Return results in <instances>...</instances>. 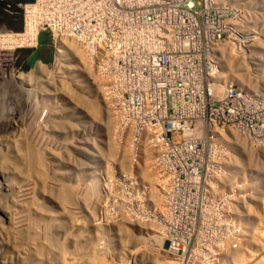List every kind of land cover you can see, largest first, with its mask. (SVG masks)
<instances>
[{
  "label": "rangeland",
  "instance_id": "374dc122",
  "mask_svg": "<svg viewBox=\"0 0 264 264\" xmlns=\"http://www.w3.org/2000/svg\"><path fill=\"white\" fill-rule=\"evenodd\" d=\"M24 1L0 0V28L6 20L22 22L16 4ZM252 3L261 19L264 0ZM250 50L249 88L264 98V46ZM0 52L24 73L48 53L38 49L33 61H24L30 50L4 45ZM239 59L240 71L232 67L226 79L238 80L241 73L244 81L245 61ZM18 81L21 92L0 93V264H36L35 256L26 263L23 239L13 236L35 216L42 220L39 235L57 246L43 250L41 264H264V147L236 137L244 191L193 189L164 171L163 147L149 144L143 158H133V144L113 136L111 118L97 106L94 114L82 107L81 115L100 125L104 140H83L69 104L73 95L44 93L40 77L38 85ZM20 149L38 156L24 179L2 158Z\"/></svg>",
  "mask_w": 264,
  "mask_h": 264
},
{
  "label": "built area",
  "instance_id": "2783aa9c",
  "mask_svg": "<svg viewBox=\"0 0 264 264\" xmlns=\"http://www.w3.org/2000/svg\"><path fill=\"white\" fill-rule=\"evenodd\" d=\"M252 2L30 0L16 4L22 29H1L0 47L47 49L29 71L37 68L44 93L74 96L83 140H104L100 125L81 115L86 100L109 114L113 136L133 144V158L149 144L167 149L159 160L175 183L244 191L233 139L264 147V98L249 88L250 48L264 46V16L256 17ZM223 46L240 52L244 81L221 80ZM14 60L0 52L1 68L24 73Z\"/></svg>",
  "mask_w": 264,
  "mask_h": 264
},
{
  "label": "bare ground",
  "instance_id": "6f19581e",
  "mask_svg": "<svg viewBox=\"0 0 264 264\" xmlns=\"http://www.w3.org/2000/svg\"><path fill=\"white\" fill-rule=\"evenodd\" d=\"M236 1H239V3L243 2L242 4H246V3L249 4L250 1H253V0H236ZM257 10H258V8H257ZM259 11L260 10H258V13H260ZM263 12L264 11H262V13ZM218 52H219V55H220L221 61H222L223 73L221 75V80L223 81V80H226V74L232 70V67H234L236 71H240V69H241L240 66L242 65V62L239 59L240 57L237 55L240 53L239 51H237V49L235 50L232 47L223 46V47H220L218 49ZM38 75H39V73H38L37 68L35 70L29 71L27 73H15L13 70H9L8 72H6L4 69L1 68V61H0V93H5V92H7V90H10L11 88L12 89H19V91L21 92L22 88L19 87L20 81H18V80H21V81H23V80H34V81H37V78L39 79ZM236 76H237L238 80H229V81H239V79L240 80L242 79L241 73H237ZM37 83H38V81L36 82V84ZM63 87H65V86H63ZM28 91H29V89H28ZM221 92H222V90L219 87L216 88V93L219 96H220ZM26 93H28V92H26ZM83 107L85 110H91L92 114H94V111L97 109L96 105L93 103L91 104L90 102L84 103ZM108 116H109V114H108ZM54 121H52V122H54ZM233 137H235V136L233 135ZM236 141L237 140L234 139L233 144L236 145L234 147L236 148V150H238L237 149L238 146L236 144ZM37 157H38L37 154H33L32 152L29 153L28 150H24V149H22V150L20 149L13 158H11L10 156L5 155V154L2 156L3 161H4V165L6 167L12 166L15 170V174L17 175V177L20 176L23 179L26 178L25 176H29L31 174V172H30L31 169L36 167L37 162H34L33 158H37ZM11 194H12L11 191L6 192V195H11ZM25 203L27 204L28 202H25ZM262 204L264 205V199L262 200ZM41 222H42V220L40 219V216H38V217L35 216L34 220L28 223V227L25 229V231L23 228L21 230L15 231L13 233L14 238H19V239L22 238L23 239V240H21L22 241L21 246L26 250V256H25L26 257L25 258L26 263H30L32 261L33 256H35L36 264H41L42 262L40 259V255L44 254L43 250L46 249L49 251H51V250L54 251V249L57 247L56 243L53 242L49 238V236H47V234L46 235L45 234L39 235L38 230L41 227ZM60 249L61 248H59V250ZM56 250H58V249H56Z\"/></svg>",
  "mask_w": 264,
  "mask_h": 264
},
{
  "label": "crops",
  "instance_id": "0c3cea01",
  "mask_svg": "<svg viewBox=\"0 0 264 264\" xmlns=\"http://www.w3.org/2000/svg\"><path fill=\"white\" fill-rule=\"evenodd\" d=\"M28 1H30V0H28ZM25 2V1H24ZM3 28H5V29H7V30H10V31H13V32H19V31H21V29H22V23H21V21L18 23V24H12V23H9L7 20H6V22H5V25H3L1 28H0V30L1 29H3Z\"/></svg>",
  "mask_w": 264,
  "mask_h": 264
},
{
  "label": "trees",
  "instance_id": "16d2710c",
  "mask_svg": "<svg viewBox=\"0 0 264 264\" xmlns=\"http://www.w3.org/2000/svg\"><path fill=\"white\" fill-rule=\"evenodd\" d=\"M37 53V51H35V52H30V54L26 57V58H24V61H33L34 59H35V57H34V55ZM48 55H49V53H48ZM47 55V56H48Z\"/></svg>",
  "mask_w": 264,
  "mask_h": 264
}]
</instances>
